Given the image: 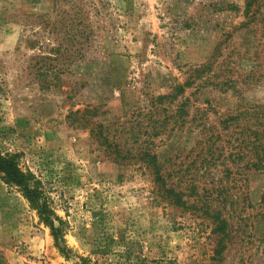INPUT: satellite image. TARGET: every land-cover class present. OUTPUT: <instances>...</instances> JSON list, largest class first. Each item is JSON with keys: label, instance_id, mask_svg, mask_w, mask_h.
I'll list each match as a JSON object with an SVG mask.
<instances>
[{"label": "rangeland", "instance_id": "1", "mask_svg": "<svg viewBox=\"0 0 264 264\" xmlns=\"http://www.w3.org/2000/svg\"><path fill=\"white\" fill-rule=\"evenodd\" d=\"M0 150V264H264V0H0Z\"/></svg>", "mask_w": 264, "mask_h": 264}, {"label": "trees", "instance_id": "2", "mask_svg": "<svg viewBox=\"0 0 264 264\" xmlns=\"http://www.w3.org/2000/svg\"><path fill=\"white\" fill-rule=\"evenodd\" d=\"M251 2H248V6ZM0 172L3 174L7 182L13 183L20 187L25 196L29 199L33 207H35L42 218L48 225H50L56 240L59 243L61 234V228L56 224V220L59 216L55 213L52 208L48 197L41 185V181L31 171L23 170L16 162L14 156H4L0 150ZM163 177V176H161ZM165 178L163 177V180ZM165 181V180H164ZM173 195L176 197L175 201L181 203L185 208L189 206L188 201L184 199V192L178 191L176 188L170 189ZM217 205L209 204L206 212L214 218L215 226L213 231L221 234L222 236L218 240V248L216 249L218 254L227 248L228 238V221L222 215V211L215 207ZM61 251L67 253L69 248L65 244H58Z\"/></svg>", "mask_w": 264, "mask_h": 264}]
</instances>
